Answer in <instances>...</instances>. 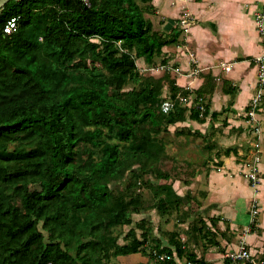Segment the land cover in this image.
I'll use <instances>...</instances> for the list:
<instances>
[{
  "label": "trees",
  "instance_id": "1",
  "mask_svg": "<svg viewBox=\"0 0 264 264\" xmlns=\"http://www.w3.org/2000/svg\"><path fill=\"white\" fill-rule=\"evenodd\" d=\"M154 15L152 0H7L1 6L0 264H104L143 252L151 232L144 221L130 227L122 243L114 230L130 226L144 205L111 185L126 173L142 182L148 169L156 180H167L155 169L165 156L159 132L187 118L203 123L209 115L208 102L202 112L175 103L164 113L165 99L187 92L169 73L140 74L136 60L154 65L179 34L155 29ZM11 19L14 29L4 31ZM204 77L200 98L215 85L211 75ZM149 182L159 214L184 202L172 183ZM199 222L191 227L193 243L209 235V245L219 246ZM168 241L161 246L152 239L150 259L154 251H174L193 264H210L186 249L176 232Z\"/></svg>",
  "mask_w": 264,
  "mask_h": 264
},
{
  "label": "crops",
  "instance_id": "2",
  "mask_svg": "<svg viewBox=\"0 0 264 264\" xmlns=\"http://www.w3.org/2000/svg\"><path fill=\"white\" fill-rule=\"evenodd\" d=\"M152 4L155 15L151 19L155 17L157 30L163 34H168L172 28L179 30L177 42L162 47V57H166L172 65L174 63L179 71L177 77L172 76L177 87L189 90L188 96L194 99L198 97L196 91L205 83L206 74L211 75L215 83L213 92L203 96L209 106L205 121L200 123L187 118L179 123L191 121L201 126H222L226 133L233 128L248 126L250 121L244 120L242 113L247 111L255 91L257 68L254 59L262 48L254 15L263 6L264 0H152ZM182 18L189 22L182 25ZM155 19H152L153 24ZM196 69V73L190 74ZM223 88L228 92H224ZM262 111L264 106L260 104L256 116L261 112L260 116L264 118ZM212 112L217 113L216 118L210 116ZM239 154L237 148L235 155ZM235 155L232 152L229 156L222 154L219 157L221 166L210 170L204 186L205 204L202 210L206 216L203 220L219 246L209 245L208 235L207 240L204 237L201 239V248L190 251L210 264H225L224 259L236 252L241 243L253 254L264 255V151L258 165L260 183L256 188L251 187L243 176L249 167L246 159L243 163L234 161ZM259 197L261 217L259 215L253 222L249 214L250 203ZM211 218L215 220V226H212ZM177 258L181 261L185 259L178 255ZM111 260L115 264H155L143 252ZM230 264L245 263L230 259Z\"/></svg>",
  "mask_w": 264,
  "mask_h": 264
},
{
  "label": "rangeland",
  "instance_id": "3",
  "mask_svg": "<svg viewBox=\"0 0 264 264\" xmlns=\"http://www.w3.org/2000/svg\"><path fill=\"white\" fill-rule=\"evenodd\" d=\"M152 19H155V17ZM154 24V28L156 29L158 25L156 19L154 20ZM160 61L161 58L157 59V62L152 65L153 68L152 66L148 67L144 65L139 59L136 60V64L140 74L143 76L155 75V77H159L163 73H169L170 76L177 77V72L179 73V71L175 68L174 63L172 65L167 61L166 64L169 68H160L158 65L163 64ZM171 71L175 74H172ZM173 80L175 81V79ZM134 86L133 84L128 85V87ZM188 93L189 90L186 94H179L182 97H187ZM162 94L168 95V86L166 84L162 87ZM189 97L192 99L191 96ZM196 102L197 99L192 100L193 104ZM202 102L205 104L203 98ZM260 103L261 106H264V89ZM244 113H246L245 110L242 113V117L244 120H248ZM262 113L264 114L263 111ZM260 115L258 117L256 116L257 120H249L250 125L248 124L246 127L242 126L239 129H230L228 133L223 132L224 127L222 126H217V128L210 127L209 125L201 126L191 121L169 125L166 130L159 132L158 137L162 139L165 146V156L155 164V169L167 173L169 178L167 180H156L153 170L148 169L142 175V182L135 180L130 173H126L122 181L115 182L111 185L116 192L124 190L127 193L138 195L141 203L144 205V208L139 213L132 214L133 223L130 226L125 225L115 228L114 233L118 235L119 243L124 242V235L130 227H134L135 223L142 220L144 221V225L149 226L151 231L150 239L144 246V254H148V251H150L153 245L152 239H157L161 246H168L171 232L177 233V239L185 245L186 249L193 250L194 248H201L200 241L194 244L193 240L190 239L191 227L193 225H199V219H203L206 216L205 211L202 210L205 204L203 193H205L204 186L207 182V174L211 169H217L215 164L219 161V158H215V152L218 151L221 156V152L226 148L235 149L236 152L237 148H239L240 154L235 155V158H233L234 161L243 163V160L246 159L248 165H251L255 155H258L260 162L264 151L262 149V145L264 144V123L261 122H264V118H261ZM253 126L257 127L258 130L255 131ZM218 127L220 128L219 131ZM257 149L259 152H257ZM249 168L247 167L243 172V176L247 179L251 187L256 188L260 183L259 170V179L256 185H252L246 177ZM240 175L242 177V174ZM149 181L153 184L162 182L172 183L173 189L177 194L183 196L184 202L176 210L171 211V213L159 214L153 204L152 191L146 185ZM256 200L258 211L254 217H251L252 221L256 220L259 215L261 217V213L259 212V203L261 204L260 197ZM141 231L138 228L135 229L138 237ZM144 256L147 257L146 255ZM111 261V259L107 260L104 264H111Z\"/></svg>",
  "mask_w": 264,
  "mask_h": 264
},
{
  "label": "built area",
  "instance_id": "4",
  "mask_svg": "<svg viewBox=\"0 0 264 264\" xmlns=\"http://www.w3.org/2000/svg\"><path fill=\"white\" fill-rule=\"evenodd\" d=\"M188 19H181L182 25H186L189 21ZM255 25L257 29V33L259 35L260 43L262 45L261 53L255 57V63H256V86L255 91L250 99V103L248 105V109L245 113V116L250 120L254 121L256 119V115L260 109V102L262 100L263 96V89H264V4L263 6L255 12L254 15ZM14 20L11 19L8 21L7 25L4 27V31H10L14 29ZM160 68H169L167 64L158 65ZM153 68V66H152ZM225 69H229L228 67H225ZM197 72V69L192 71L190 74H194ZM189 96L182 97L180 94H177V96L174 99H171L168 97L166 100H164L161 103V109L164 113L169 112L172 110L175 106V103H177L179 106L186 107L187 109H198L200 112L204 110V103L202 102V98L200 97H194V99H197L196 103H192L193 98L190 99ZM254 130L257 131L258 128L253 126ZM257 152L259 150L257 149ZM259 156L255 155L251 165H249V171L246 173V177L248 178L249 182L252 185H256L258 178V162H259ZM258 211L257 208V200L254 198L251 200L250 203V209L249 214L250 217H254ZM252 219V218H251ZM154 254V261L159 264H193L192 261H189L187 259H184L183 261L179 260L177 258L176 253L173 251L171 253L167 252H153ZM227 257L232 259L233 261L239 260L244 262L245 264H262L263 258L262 256H257L253 254L243 243L239 246V249L234 252L230 253Z\"/></svg>",
  "mask_w": 264,
  "mask_h": 264
},
{
  "label": "water",
  "instance_id": "5",
  "mask_svg": "<svg viewBox=\"0 0 264 264\" xmlns=\"http://www.w3.org/2000/svg\"><path fill=\"white\" fill-rule=\"evenodd\" d=\"M7 0H0V8Z\"/></svg>",
  "mask_w": 264,
  "mask_h": 264
}]
</instances>
